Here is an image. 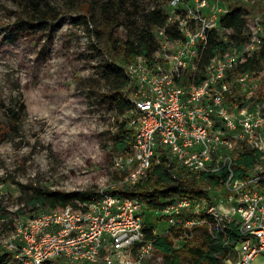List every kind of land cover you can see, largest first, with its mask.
<instances>
[{"label":"built area","instance_id":"2783aa9c","mask_svg":"<svg viewBox=\"0 0 264 264\" xmlns=\"http://www.w3.org/2000/svg\"><path fill=\"white\" fill-rule=\"evenodd\" d=\"M185 2L186 7L179 10L184 0H170L167 4V23H175L182 38H165V47L170 45V50L162 56L154 55L152 66L141 56L125 66L131 84V107L119 121L125 119L131 133L128 150L114 157L113 166L124 173V181L130 185L143 179L153 160L159 162L161 151L198 179L205 174L225 172L226 178L216 188L222 193L223 204L209 206L205 199L182 198L159 213L168 217L170 226H183L177 245L192 235L194 227L208 223L204 216L200 221L193 216L204 209L217 227L223 221L232 223L243 238L236 243L235 258L223 264H252L264 257V114L245 103L264 83V72L227 77L240 58L251 56L259 48L261 35L254 33L248 37L240 51L228 49L214 57L200 84L179 85L175 78L195 70L207 33L225 31L216 18L218 11L209 10L208 0ZM168 61L171 67L165 68ZM233 94L240 97L243 106L226 104ZM241 143L260 155L244 179H234L232 161ZM98 194L96 200L77 203L76 207L13 220L12 229L0 239L8 263L145 264L153 246L145 240L143 201L106 190ZM188 214L192 216L187 217ZM180 216L182 220L178 219Z\"/></svg>","mask_w":264,"mask_h":264},{"label":"rangeland","instance_id":"374dc122","mask_svg":"<svg viewBox=\"0 0 264 264\" xmlns=\"http://www.w3.org/2000/svg\"><path fill=\"white\" fill-rule=\"evenodd\" d=\"M46 1L59 9V19L51 30L29 36L13 28L22 22L23 7L29 0H0V239L10 230L11 220L31 215L25 198L34 188L96 193L118 188L119 172L113 166L118 153L111 148L116 119L101 104L105 89L99 87L87 64L92 55L95 63L102 61L103 55L94 49L98 45L103 47L104 43L97 44L98 26L90 24L85 30L77 22L81 15L79 5L87 2L99 5L106 0ZM130 1H136L141 10L156 2ZM208 1L209 10L218 11L216 18L227 13L233 4V0H220L219 4ZM185 4L184 1L177 9H183ZM247 5L253 9L251 14H243L249 28L247 36L257 33L264 39V29L258 20L264 11V0ZM161 8L170 12L164 5ZM114 32L121 34L122 28ZM219 33L226 38L229 32L219 30ZM154 37L159 43L154 55L162 56L170 50V45L165 47L163 30H155ZM117 63L123 65L120 58ZM164 67H171V63H164ZM167 158L169 155L161 152L157 157L158 161ZM171 162L175 170L180 169L177 162ZM200 187L207 191L209 206H216L222 193L202 181ZM159 212L148 210L143 201V227L157 235L165 233L170 226L168 217ZM2 216L5 218L1 219ZM193 216L200 221V217H206L205 209ZM198 227L194 228V235L199 234ZM212 229L224 234L222 227L212 225ZM235 251L232 247L229 260L235 258ZM0 255L5 257L1 242ZM145 264H163V261L152 251ZM181 264L188 263L184 260ZM252 264H264V257Z\"/></svg>","mask_w":264,"mask_h":264},{"label":"trees","instance_id":"16d2710c","mask_svg":"<svg viewBox=\"0 0 264 264\" xmlns=\"http://www.w3.org/2000/svg\"><path fill=\"white\" fill-rule=\"evenodd\" d=\"M169 1L156 0L152 7L143 10L136 1L130 0H106L99 5L87 2L78 7L81 15L77 17V22L85 30L90 24L98 26L97 44L104 43L103 47L98 45L94 49L103 55L102 61L95 63V55H92L87 64L93 72L92 75L98 79L99 87L105 89L100 97L101 104H105L112 117L116 119V134L111 148L118 154L128 150L131 133V130L127 129L126 120L119 121L128 114L131 107L129 100L131 84L125 72L126 64L137 56L145 58L149 66L155 63L154 54L159 49V43L154 37L155 30H163L169 41L182 38L177 25L167 23L169 12L161 8L162 5L167 8ZM23 8L25 11L22 13V22H17L13 26L16 32H23V35L35 36L40 32L51 30L59 19V9L46 0H29L27 6ZM252 11L253 9L247 4L234 0L230 10L219 17L220 27L229 31L226 39L215 30L209 31L204 46L199 48L195 70L182 73L179 78H175L176 83L182 86L198 85L203 81L205 69L214 57L228 49L242 50L249 41L247 36L249 28L243 14H251ZM259 20L264 29V11L260 13ZM117 28H122L121 34L117 35L114 32ZM118 58L122 60L123 65L117 63ZM247 72L257 74L264 72V39H261L259 48L251 56L240 58L236 66L228 72L227 78ZM226 104L230 107L244 105L237 94L231 95ZM245 104L259 108L264 114V83ZM161 153L165 154L163 151ZM259 155L256 150L241 143L232 161L234 179H244L259 160ZM152 162L143 179L133 185L124 181V173H117L118 188L109 193L136 196L146 201L148 210H162L169 203L182 198L207 200V191L200 187V181L216 189L226 178L225 172H221L218 175L205 174L198 179L181 168L175 170L170 158L162 159L158 163H154V160ZM32 190L25 198V206L31 207V214L37 211L64 209L68 206L76 207L77 203H89L96 200L99 195L90 190L72 192L46 188ZM208 203L211 204L210 201ZM206 221L210 224L200 225L199 234L192 233L178 246L176 240L181 237L183 231L180 223L169 226L161 235L144 228L145 240L152 243L153 251L162 259L163 264H181L184 260L188 264H223L228 259L231 248H235L237 241L242 239L243 235L232 223L224 221L220 223L219 227L224 231L222 234L217 229H212L214 222L209 215L206 216ZM9 223L12 229L13 220ZM4 258L0 255V264H9Z\"/></svg>","mask_w":264,"mask_h":264},{"label":"crops","instance_id":"0c3cea01","mask_svg":"<svg viewBox=\"0 0 264 264\" xmlns=\"http://www.w3.org/2000/svg\"><path fill=\"white\" fill-rule=\"evenodd\" d=\"M222 203V201H221V197H220V201H219V203L217 204V205H220ZM223 204V203H222ZM167 231V230H166ZM165 231V232H166ZM161 235V234H160Z\"/></svg>","mask_w":264,"mask_h":264}]
</instances>
